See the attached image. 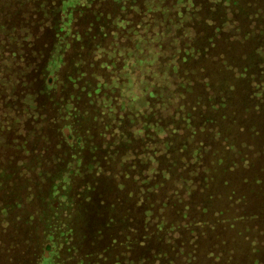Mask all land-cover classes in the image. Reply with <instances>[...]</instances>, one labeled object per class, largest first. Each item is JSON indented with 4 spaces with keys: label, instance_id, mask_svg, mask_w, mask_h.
Instances as JSON below:
<instances>
[{
    "label": "rangeland",
    "instance_id": "rangeland-1",
    "mask_svg": "<svg viewBox=\"0 0 264 264\" xmlns=\"http://www.w3.org/2000/svg\"><path fill=\"white\" fill-rule=\"evenodd\" d=\"M188 2L169 32V38L177 34L180 53L167 50L165 60H154L161 79L168 78L164 66H181L167 92L170 108L159 111L151 100L155 114L148 121L163 129L153 165H145L133 185L122 175L119 189L105 199L93 196L86 211L79 200L87 167L73 161L85 144L74 147L62 130L74 120L73 110L65 103L53 110L45 97L22 93L17 79L33 75V61L26 70L18 57L10 61L7 42L0 43V264H34L46 242L45 219L64 203L73 215L68 243L53 261V249L45 250L39 264H72L84 253H99L102 244L110 246L108 264L120 252L128 255L121 264H264V0H222L214 11ZM51 42V32L39 34L40 47ZM66 69L58 66L54 90ZM42 103L44 118L36 112ZM85 146L86 158L91 146ZM69 165L70 179L56 181L60 171L70 174ZM117 195L124 208L115 230L118 238L129 235V250L118 249L115 236L112 244L105 227L108 201ZM112 218L115 224L116 213Z\"/></svg>",
    "mask_w": 264,
    "mask_h": 264
},
{
    "label": "trees",
    "instance_id": "trees-1",
    "mask_svg": "<svg viewBox=\"0 0 264 264\" xmlns=\"http://www.w3.org/2000/svg\"><path fill=\"white\" fill-rule=\"evenodd\" d=\"M198 1L196 9L204 4L212 11L222 2ZM192 4L188 0H0V43L7 42L4 48L11 55L10 61L18 57L26 64L25 68L28 61H33V75L23 73L22 81L17 79L22 93L26 89L34 98L43 96L52 107L56 103L69 105L74 120L63 124L62 130L71 131L63 134L64 140L71 141L74 147L81 143L91 146L87 147L86 158L85 145L80 147L83 150L79 158L73 157L75 164L84 160L87 167L84 170L86 183L79 200L85 211L93 196L105 199L115 188L119 189L122 175L128 174L126 180L132 184L137 176L141 177L145 165H153L152 151L162 146L163 129L155 125L157 121H148L155 114L151 100L158 102L159 111L163 108L166 112L170 108L171 97L167 92L174 89L181 66H164L161 70L168 78L161 79L154 60L156 56L165 60L168 51L180 53L177 34L169 38V32ZM45 30L52 33V42L45 43L47 48L43 49L38 38ZM166 41L171 49L165 46ZM69 53L75 60H67ZM62 64H66L67 69L56 91L52 84ZM165 93L167 96L162 97ZM57 94L59 100H55ZM45 105L38 104L39 109H36L43 118ZM209 105L214 109L217 104L210 100ZM51 109L55 110V106ZM140 144L145 148H140ZM71 168L69 165L70 174L60 171L56 181L65 175L69 180ZM56 187L54 185L52 190ZM121 202L117 195L108 201L106 208L105 227L113 235L112 244L116 242L114 236L118 238L122 234L115 230L120 219L118 213L124 208ZM103 204L102 200L98 208H104ZM64 205L62 211L56 210L52 216L49 211L43 231L46 242L34 264H39L45 250L49 249L54 251L53 261L68 243L73 215L66 203ZM112 213H116L115 224ZM101 231L98 238L103 237ZM118 239V249H130L129 235ZM109 247L102 244L99 253L97 250L84 253L72 264H108L104 254ZM92 256H96L93 263L90 262ZM127 256L120 252L114 264L126 262ZM23 260L10 259L2 264H25Z\"/></svg>",
    "mask_w": 264,
    "mask_h": 264
}]
</instances>
